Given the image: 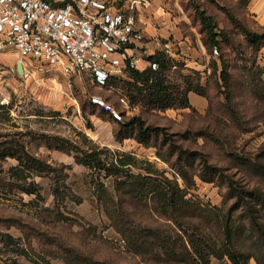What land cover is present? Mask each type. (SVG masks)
<instances>
[{"label":"rangeland","instance_id":"rangeland-1","mask_svg":"<svg viewBox=\"0 0 264 264\" xmlns=\"http://www.w3.org/2000/svg\"><path fill=\"white\" fill-rule=\"evenodd\" d=\"M196 1L216 18L219 28L233 36L230 43L223 42L222 46L234 76L232 100L227 98L220 72L214 65L215 61L220 63L221 54L207 45L206 34L190 0H152L154 17L155 13L172 18L185 16L189 19V31L185 34L186 29H183L182 33L169 37L173 44L171 52L159 45L152 53L147 48L144 66L149 65V55L164 50L179 62V66L172 69L174 82L183 84L184 78L189 77L205 95L191 92L203 96L207 106L200 109L192 104L194 110H147L139 105L137 111L149 123L166 128L171 146L196 153L193 159L183 158L181 163L177 160L178 151L171 153L168 142L161 144L160 140L158 146L148 147L134 137L118 138L119 124L114 111L126 117L132 115L127 112L129 102L119 81L113 79L109 85L100 86L92 83L86 74L70 76L52 66L35 64L31 65L32 72L24 77L17 69L21 57L7 59L0 53V105H6L0 107V145L17 137L48 165L44 173L28 179L38 183V194L0 184V264H11L16 257L23 264H34L30 258L17 255L13 250L15 244L7 243L6 233L12 234L22 247L29 248L34 259L44 257L52 264H83L87 258L107 264H173L165 258H149L129 249L104 204L106 198L118 201L122 191L112 188L102 191L97 184V174L76 161V147L98 146L99 150H109L111 157L115 151L131 152L138 159L150 160L168 175L177 177L182 187L188 183L184 178V172L188 171L191 193L211 205L229 207L235 203L229 186L231 181L238 186L247 184L264 190V170H255L249 163L258 161L257 156L264 151V106L255 95L256 91L264 95V70L254 66L257 61V65L264 68V46L259 50L248 47L242 27L236 26L227 12L241 20L246 28L262 31L264 0ZM155 4L158 5L156 10L153 9ZM179 23L178 28H183V21ZM95 96L105 104H94ZM106 106H111L112 111ZM233 112L239 122L244 123L241 129L237 128L239 122L237 125L228 123L232 121ZM214 129L218 134L223 133L226 141L223 138L219 142L210 136L211 132L216 133ZM18 132L20 134L15 135ZM56 137L69 139L72 150L56 148L60 143L54 139ZM0 149L4 148L0 146ZM159 149L162 155L158 154ZM201 152L210 163L222 169L212 175V181L200 176L203 164L198 153ZM17 163L13 157L0 159V175L10 177L8 170ZM104 181L111 186L109 180ZM123 209L135 213L145 224L164 222L155 221L153 217L157 218V214L141 204L131 203ZM211 261L212 264H232L227 257H212ZM251 264L259 263L252 258Z\"/></svg>","mask_w":264,"mask_h":264},{"label":"trees","instance_id":"trees-1","mask_svg":"<svg viewBox=\"0 0 264 264\" xmlns=\"http://www.w3.org/2000/svg\"><path fill=\"white\" fill-rule=\"evenodd\" d=\"M190 2L206 34L207 45L221 54L220 63L215 61L214 65L220 72L219 77L227 92V98L231 101L234 76L222 46L223 42L230 43L233 36L219 28L216 18L196 0H190ZM227 12L232 22L236 26L242 27L248 47L259 50L264 46V26L262 31L251 30L246 28L243 22L229 10ZM147 59L150 64L146 67L142 69L130 68L124 74L114 75L103 86L109 85L113 79L119 81V85L124 91L123 95L126 96L129 104L140 105L147 110L168 108L194 110L189 93L195 91L205 95V92L196 86L189 77L184 78L183 84L174 82L171 73L173 68L179 66V62L164 50L149 55ZM256 62L254 66L263 71L264 68L257 65ZM152 64H156L157 67L154 68ZM259 92L256 91L255 95L259 96L258 98L261 100L259 102H262L264 106V95L262 96ZM5 106L0 105V107ZM105 108L112 111L111 106ZM118 114L122 117L118 119L115 116V120L119 124L118 138L120 140L134 137L148 147L158 146L160 140L161 144L168 142L171 153L178 151L177 160L180 163L183 162V158L193 159L196 155L189 149L171 146L172 143L168 139L166 128L149 123L142 114L135 113L130 117H126L124 113ZM260 114L263 113L260 111ZM229 122H234L237 125L239 119L235 113L232 121ZM243 124L240 121L237 128L241 129ZM248 129L249 127L245 130ZM214 131L216 133L210 131V136L212 135L214 139L221 142L220 139L225 138L223 133L218 134L216 129ZM18 134L20 132L15 133V135ZM204 134L201 133V135ZM227 135L225 136L227 137ZM54 139L60 141L59 145H55L56 148L72 150L70 147L72 142L69 139L60 137ZM0 146L4 148L0 149V159L13 157L18 161L17 165L8 170L10 177L0 175V184H9L15 189L38 194L40 190L38 183L28 179L35 174L44 173L48 166L47 163L33 154L25 142L17 137H13ZM108 153L109 150H99L98 146L88 149L76 147L75 159L97 174V184L102 191H108V188L117 192L122 191L118 195V201L105 199V210L114 226L126 239L129 249L134 253L148 255L149 258H165L173 264H212V257H227L232 264H251V259L255 258L259 264H264V190L260 187H250L247 184L238 186L231 181L229 186L232 196L236 198L235 203L229 207L211 205L191 193V183H189L191 179L188 176V171L184 172V178L188 183L182 187L177 177L168 175L166 170L159 169L150 160H140L131 152L115 151L112 153V157ZM158 154H163L161 149L158 150ZM198 154L203 164L201 178L205 181H212V175L221 172L222 169L210 163L203 152ZM257 158L258 161L256 159L255 162L249 161V163L255 167V170H264V151ZM104 180H109L111 186L107 185ZM108 198L110 199V194ZM126 202L150 207L152 212L157 214V218L153 217V219L155 221L163 220V224H145L140 217H136L135 213L124 211V205H128ZM257 206L259 209L256 208ZM4 236L7 238L8 244H15L13 250L17 255L30 258L34 264H52L44 257L40 260L34 259L29 253V248L18 244L12 234L6 233ZM11 264L23 263L16 257ZM83 264H107V262L87 258L84 259Z\"/></svg>","mask_w":264,"mask_h":264},{"label":"built area","instance_id":"built-area-1","mask_svg":"<svg viewBox=\"0 0 264 264\" xmlns=\"http://www.w3.org/2000/svg\"><path fill=\"white\" fill-rule=\"evenodd\" d=\"M118 2L0 0V52L13 51L21 57L24 77L35 64L70 76L86 74L92 83L103 86L114 75L144 68L146 61V34L138 17L152 0ZM172 45L171 41L159 44L168 52L173 51ZM93 101L105 104L96 96ZM138 108L128 104L127 112L133 115ZM114 115L122 118L117 111Z\"/></svg>","mask_w":264,"mask_h":264},{"label":"crops","instance_id":"crops-1","mask_svg":"<svg viewBox=\"0 0 264 264\" xmlns=\"http://www.w3.org/2000/svg\"><path fill=\"white\" fill-rule=\"evenodd\" d=\"M125 0H119V4L125 5L124 4ZM152 6V5H151ZM154 10L158 8V5H153ZM161 12V11H160ZM189 19L186 18L185 16H174L173 18L170 16H162L160 14L155 13V17L152 14V9L151 7L149 9H144L140 12L139 17H138V25L139 27L145 32L146 34V39L147 41L145 43V49L148 51L147 48L152 49L159 45L160 42L164 43L166 41H170L169 37L172 34L177 35L178 33H182L183 29H186V33H188V28L189 25L187 22ZM179 21H183L182 25L183 28H178V25L180 24ZM185 22V23H184ZM186 25V26H185ZM187 40H185L183 43L185 44L188 41V36L186 37ZM11 53L8 52H0L3 53L2 57L3 58H12L13 56L18 55L16 52L10 51ZM147 66V65H146ZM145 67V66H144ZM190 97V102L194 106H198L200 109H204L207 106L206 99L198 95L196 93L190 92L189 93ZM196 104V105H195Z\"/></svg>","mask_w":264,"mask_h":264},{"label":"water","instance_id":"water-1","mask_svg":"<svg viewBox=\"0 0 264 264\" xmlns=\"http://www.w3.org/2000/svg\"><path fill=\"white\" fill-rule=\"evenodd\" d=\"M17 69H18L19 73L24 74V64H23L22 60H19L17 62Z\"/></svg>","mask_w":264,"mask_h":264}]
</instances>
